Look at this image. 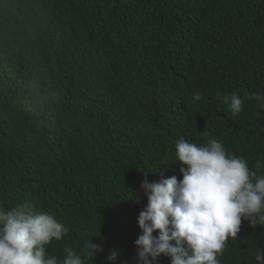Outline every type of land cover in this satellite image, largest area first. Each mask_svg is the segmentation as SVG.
<instances>
[{
    "label": "trees",
    "instance_id": "1",
    "mask_svg": "<svg viewBox=\"0 0 264 264\" xmlns=\"http://www.w3.org/2000/svg\"><path fill=\"white\" fill-rule=\"evenodd\" d=\"M233 93H264V0H0V206L65 225L48 255L138 264L141 185L182 179L181 138L264 175V108L244 99L233 116ZM257 249L264 227L242 221L220 264Z\"/></svg>",
    "mask_w": 264,
    "mask_h": 264
},
{
    "label": "clouds",
    "instance_id": "2",
    "mask_svg": "<svg viewBox=\"0 0 264 264\" xmlns=\"http://www.w3.org/2000/svg\"><path fill=\"white\" fill-rule=\"evenodd\" d=\"M192 98L200 101L202 96L197 92ZM244 99L260 101L264 108V93L245 98L233 93L222 102L236 116ZM174 156L182 179L175 175L152 183L145 179L141 185L148 203L137 221L141 230L135 240L137 262L157 264L164 256L170 264H220L227 241L238 237L242 221L264 227V175L251 171L245 158L227 153L216 139L198 145L181 138ZM67 233L49 212L32 214L25 205L11 210L0 206V264H84L71 249L62 259L47 254L51 242ZM83 251L96 257L102 249L87 240ZM117 257L114 251L106 260ZM253 259L254 264H264V249L254 251Z\"/></svg>",
    "mask_w": 264,
    "mask_h": 264
}]
</instances>
